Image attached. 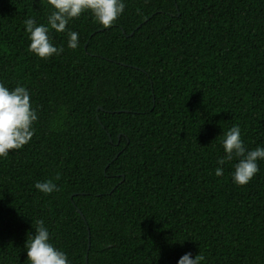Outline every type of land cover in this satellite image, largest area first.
Instances as JSON below:
<instances>
[{"label": "trees", "instance_id": "trees-1", "mask_svg": "<svg viewBox=\"0 0 264 264\" xmlns=\"http://www.w3.org/2000/svg\"><path fill=\"white\" fill-rule=\"evenodd\" d=\"M51 10L0 0V83L37 112L0 157V264H29L38 219L70 264H264V160L244 185L235 160L214 174L233 124L264 146V0H125L108 27L84 11L66 25L78 47L49 29L63 51L45 59L23 20Z\"/></svg>", "mask_w": 264, "mask_h": 264}, {"label": "clouds", "instance_id": "clouds-1", "mask_svg": "<svg viewBox=\"0 0 264 264\" xmlns=\"http://www.w3.org/2000/svg\"><path fill=\"white\" fill-rule=\"evenodd\" d=\"M51 11L46 23H37L32 17L23 20L24 31L27 33L28 50L40 58L59 55L63 46L53 44L49 29L66 34V45L76 49L79 34L66 28L68 22L79 17L82 12L89 11L94 21L108 27L123 13L125 0H47ZM37 120V112L30 102V92L22 84L8 88L0 83V157H5L10 150L20 149L34 135L33 123ZM224 155L216 160L214 174H223V165L232 162L231 179L237 185L246 184L259 170L258 160H264V146L247 148L241 139L240 127L233 124L223 133L220 141ZM34 188L48 194L57 189L51 180L36 181ZM34 233L25 240L24 248L29 264H70L67 254L55 247L50 241L49 230L43 220L32 223ZM202 256L183 253L176 264H200Z\"/></svg>", "mask_w": 264, "mask_h": 264}, {"label": "water", "instance_id": "water-1", "mask_svg": "<svg viewBox=\"0 0 264 264\" xmlns=\"http://www.w3.org/2000/svg\"><path fill=\"white\" fill-rule=\"evenodd\" d=\"M79 212L82 214L81 210L79 209ZM83 215V214H82Z\"/></svg>", "mask_w": 264, "mask_h": 264}]
</instances>
